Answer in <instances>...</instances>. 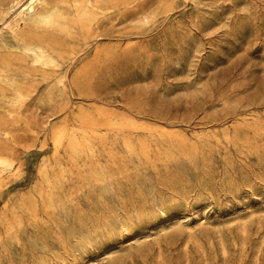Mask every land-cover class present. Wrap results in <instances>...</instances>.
I'll list each match as a JSON object with an SVG mask.
<instances>
[{
    "label": "rangeland",
    "instance_id": "rangeland-1",
    "mask_svg": "<svg viewBox=\"0 0 264 264\" xmlns=\"http://www.w3.org/2000/svg\"><path fill=\"white\" fill-rule=\"evenodd\" d=\"M94 2V31L69 39L54 70L33 69L20 41L0 35V60L18 55L35 87L7 119L18 168L0 178V264H264V0H171L168 13L162 0ZM17 9L0 0V19ZM87 61L80 94L70 80ZM13 96H0V116ZM81 110L136 121L150 154L101 149L110 176L98 180L62 155L50 210L38 170L53 160L52 130Z\"/></svg>",
    "mask_w": 264,
    "mask_h": 264
},
{
    "label": "bare ground",
    "instance_id": "bare-ground-1",
    "mask_svg": "<svg viewBox=\"0 0 264 264\" xmlns=\"http://www.w3.org/2000/svg\"><path fill=\"white\" fill-rule=\"evenodd\" d=\"M21 1L16 0L18 9L13 15L3 20L0 19V35L8 32L20 41L22 55L26 60L31 59L33 69L47 71L59 68L61 61L66 57L65 52L69 48V39L79 35L78 33H82L83 36L92 33L98 21L100 8L95 4L94 0H26L23 4ZM170 5L171 0H162L157 8L161 13H168ZM24 27L29 28L23 29ZM100 51L99 53H101ZM4 56L0 60V96L5 97L7 90L11 91L14 96L11 100L13 111H8L7 114L0 116V178L14 173L18 168L14 157L9 153V144L12 136L8 130L7 119L19 118L23 114L21 107L25 99L35 91V87L31 83L33 73L30 71H25V73L21 70L23 67L19 62V56L15 54ZM87 63L83 64V67L80 65L82 68L70 80L71 85L75 86L80 94L89 93L86 83L92 76L95 65L88 61ZM64 87H67L66 81H64ZM134 122L136 121L127 117L116 118L113 114H94L81 110L75 115L74 124L64 123L54 128L52 134L50 133L54 148L53 160L41 164L38 170V186H36L37 188L35 187L37 189V197L41 199L44 207L51 210V207L56 206L57 197H59L57 196L58 189L60 184H62L61 181L65 182L66 180L62 155L68 161L74 163L79 178L82 177L83 179L85 176H89L91 177L90 179L93 177L98 180L99 177L103 178L109 173L107 172L109 169L107 170L106 166L104 167L99 163L101 149H108L110 152L114 145L120 143L131 155L138 153L139 155L147 156L150 154L145 141H136L134 139L132 132L139 128L136 125L137 123L135 124ZM82 159H86L84 164H81ZM37 197H31L23 201L22 207L27 210L24 212L30 211L28 212L29 214L35 211L38 206ZM20 210L18 211L20 212ZM35 214L37 213L35 212ZM16 222H6L7 226L5 228L8 229L6 232L12 231L16 226ZM16 229L18 230L19 228ZM13 233L15 232L13 231Z\"/></svg>",
    "mask_w": 264,
    "mask_h": 264
}]
</instances>
